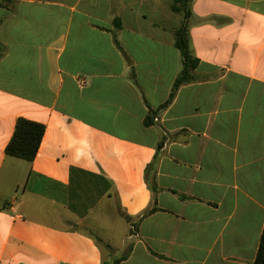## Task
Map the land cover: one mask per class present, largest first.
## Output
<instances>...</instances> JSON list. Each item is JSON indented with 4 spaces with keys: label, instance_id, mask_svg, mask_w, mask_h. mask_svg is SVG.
Listing matches in <instances>:
<instances>
[{
    "label": "crops",
    "instance_id": "obj_1",
    "mask_svg": "<svg viewBox=\"0 0 264 264\" xmlns=\"http://www.w3.org/2000/svg\"><path fill=\"white\" fill-rule=\"evenodd\" d=\"M11 1L0 8V264H254L264 0L193 1L196 81L165 108L184 67L173 0ZM20 118L46 127L33 162L6 153Z\"/></svg>",
    "mask_w": 264,
    "mask_h": 264
},
{
    "label": "trees",
    "instance_id": "obj_2",
    "mask_svg": "<svg viewBox=\"0 0 264 264\" xmlns=\"http://www.w3.org/2000/svg\"><path fill=\"white\" fill-rule=\"evenodd\" d=\"M194 0H173L171 11L183 16L184 21L181 27L175 32V45L180 50L183 58V70L174 83L170 100L163 106L165 108L173 100L176 92L183 85L196 81L195 70L199 65V60L192 54L190 46V18L192 16L191 4ZM11 0L0 1V8L8 7ZM120 21V19H117ZM146 125L153 124L152 119L146 120ZM46 127L44 124L33 122L25 118H20L15 129V133L6 148L7 155L15 157L26 162H33L39 152ZM151 190L155 187L149 183ZM156 209L153 208L143 214L146 217L152 214ZM127 256L116 259L112 264H120ZM109 264V263H104ZM254 264H264V230L260 242L258 256Z\"/></svg>",
    "mask_w": 264,
    "mask_h": 264
}]
</instances>
